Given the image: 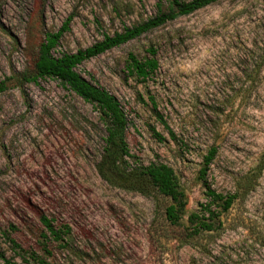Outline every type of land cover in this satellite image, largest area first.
Returning a JSON list of instances; mask_svg holds the SVG:
<instances>
[{
  "label": "rangeland",
  "instance_id": "374dc122",
  "mask_svg": "<svg viewBox=\"0 0 264 264\" xmlns=\"http://www.w3.org/2000/svg\"><path fill=\"white\" fill-rule=\"evenodd\" d=\"M167 7L0 0V264H264V0H221L75 69L122 107L128 168L161 163L174 171L187 202L176 226L164 219L167 198L99 177L105 130L93 104L55 79L25 81L44 35L65 23L54 57ZM149 48L158 68L140 81L128 58H149ZM205 186L235 199L226 212L211 206V230L194 234L188 218L203 215ZM40 216L65 232L62 242Z\"/></svg>",
  "mask_w": 264,
  "mask_h": 264
},
{
  "label": "trees",
  "instance_id": "16d2710c",
  "mask_svg": "<svg viewBox=\"0 0 264 264\" xmlns=\"http://www.w3.org/2000/svg\"><path fill=\"white\" fill-rule=\"evenodd\" d=\"M166 1L168 5L167 11L160 12L155 17L149 18L132 28H126L121 33H115L112 36L106 35L101 41L75 53L62 54L58 57L52 55V51L57 46L63 30L68 25L67 23L57 33H46L37 47L33 64L34 74L25 78V81L36 82L38 79H55L83 101L93 104L99 112L100 120L105 130L103 152L96 165L99 177L107 184L126 191L136 192L143 196H149L151 192H154L167 198L169 204L164 207V219L168 224L176 226L179 224L187 202L174 171L169 166L161 163L128 168V163L125 159L128 157V148L125 140L127 119L122 107L114 96L90 84L75 71L76 67L84 61L134 40L168 22H172L178 17L189 15L221 0ZM148 53L149 58L143 60H137L132 55L128 58V72L140 81H146L158 68V62L154 58L155 51L149 48ZM5 89V83L0 82V94ZM150 101L155 107L152 98ZM156 117L164 125L159 114H156ZM169 134L173 137L171 132ZM214 154L215 149L211 148L204 158L205 168ZM205 168L201 170V177L205 174ZM205 196L207 203L201 206L203 215L191 214L188 218V221L193 224L194 234L211 230L212 224L210 221L216 213L210 209L211 206L219 208V212H226L235 199L234 195L222 196L217 194L209 186H205ZM39 220L53 241H63L64 231L54 228L51 220H48L45 216H40ZM206 220L209 222H206ZM0 258H3L1 254Z\"/></svg>",
  "mask_w": 264,
  "mask_h": 264
}]
</instances>
